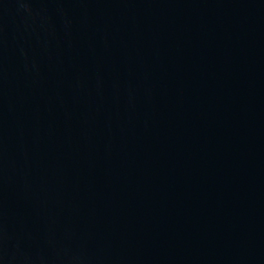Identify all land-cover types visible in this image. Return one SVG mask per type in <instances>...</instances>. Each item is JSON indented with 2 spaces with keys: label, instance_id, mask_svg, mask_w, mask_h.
I'll list each match as a JSON object with an SVG mask.
<instances>
[{
  "label": "water",
  "instance_id": "obj_1",
  "mask_svg": "<svg viewBox=\"0 0 264 264\" xmlns=\"http://www.w3.org/2000/svg\"><path fill=\"white\" fill-rule=\"evenodd\" d=\"M0 264H264V0H0Z\"/></svg>",
  "mask_w": 264,
  "mask_h": 264
}]
</instances>
